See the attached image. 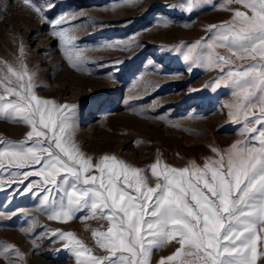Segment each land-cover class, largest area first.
Wrapping results in <instances>:
<instances>
[{
    "label": "snow or ice",
    "instance_id": "1",
    "mask_svg": "<svg viewBox=\"0 0 264 264\" xmlns=\"http://www.w3.org/2000/svg\"><path fill=\"white\" fill-rule=\"evenodd\" d=\"M22 3L50 25L69 66L87 71L84 49L67 35L79 27L71 23L75 14L49 19L34 0ZM231 4L244 10L231 9ZM205 5L216 7L213 0H186L172 7L192 12ZM54 7L50 3L48 10ZM221 8L232 13L230 20L211 25L208 37L174 49L190 72L218 69L220 74L205 87L216 91L224 85L234 97L226 106L228 117L240 125L243 139L223 150L211 147L213 156L202 165L190 161L175 168L157 158L148 168H138L110 154L94 162L74 139L77 105L38 97L35 74L22 61L19 68L5 65L6 72L0 71V119L30 129L22 141H0V173L7 171L5 159L23 170L8 171L6 178L19 180L18 194L37 197L50 221L106 222V228L91 229L104 256L95 255L72 232L52 233L75 256V264H151L153 252L167 243L178 247L158 264H258L264 258V0H224ZM159 23L168 26L166 20ZM137 46L106 41L97 48ZM14 258L23 256L14 245L0 244V259L12 264Z\"/></svg>",
    "mask_w": 264,
    "mask_h": 264
},
{
    "label": "rangeland",
    "instance_id": "2",
    "mask_svg": "<svg viewBox=\"0 0 264 264\" xmlns=\"http://www.w3.org/2000/svg\"><path fill=\"white\" fill-rule=\"evenodd\" d=\"M34 2L49 19L75 14L71 23L79 27L67 35L84 49L81 54L87 71L69 66L58 39L50 34V25L22 0H0V71L6 72L5 65L19 68L22 61L35 74L38 97L77 105L74 139L94 162L110 154L138 168H148L157 158L175 168L190 161L202 165L205 158L213 156L211 147L223 150L243 139L238 134L240 125L228 117L226 106L234 101L230 89L224 85L216 91L205 87L219 70L194 68L190 72L174 51L181 44L208 37L211 25L231 19L232 13L221 8L224 0H213L215 8L205 5L192 12L172 7L186 0ZM50 3L55 5L52 10H48ZM228 7L244 10L237 4ZM165 20L167 27L159 23ZM106 41H134L138 46L130 50L97 48ZM217 51L229 55L224 49ZM29 130L24 123L0 119V141H22ZM3 164L7 171L0 173L4 177L0 179V244L14 245L23 256L14 258L12 264H75V256L53 232H72L93 248L95 255H106L97 250L91 235V229L101 227L96 220L50 221L39 210L37 197L18 194L19 180L6 178L8 171L23 170L9 165L7 159ZM39 179L29 177L28 181ZM148 179L154 186L150 172ZM86 237L92 238L91 244ZM176 247L167 243L155 250L151 264H158ZM0 264H6L5 260L0 259ZM258 264H264V258Z\"/></svg>",
    "mask_w": 264,
    "mask_h": 264
},
{
    "label": "bare ground",
    "instance_id": "3",
    "mask_svg": "<svg viewBox=\"0 0 264 264\" xmlns=\"http://www.w3.org/2000/svg\"><path fill=\"white\" fill-rule=\"evenodd\" d=\"M228 12H229V11H228ZM110 126H111V125H110ZM89 132L91 133V131H89ZM152 136H153V135H152ZM152 136H151V137H152ZM95 222H96V223H95L96 225H102V224L105 225V224H106L105 221H101V222L99 221V222H97V220H96ZM80 229H81V227H80ZM81 231H82V230H81ZM88 236H89V235H88ZM85 239L87 240L88 244H91V243H92V238H91V237H86ZM86 240H85V241H86ZM169 245H171V244H169ZM92 246H93V245H92ZM97 250L100 251V252L102 251V250L99 249V248H97ZM99 254H100V253H99Z\"/></svg>",
    "mask_w": 264,
    "mask_h": 264
}]
</instances>
